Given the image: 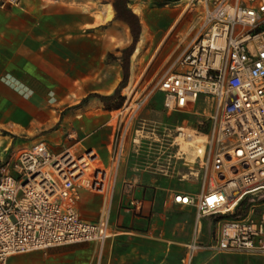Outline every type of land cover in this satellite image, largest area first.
<instances>
[{"label":"built area","instance_id":"obj_1","mask_svg":"<svg viewBox=\"0 0 264 264\" xmlns=\"http://www.w3.org/2000/svg\"><path fill=\"white\" fill-rule=\"evenodd\" d=\"M187 7L199 12L192 34L157 90L167 113H190L202 99L208 114L203 133L175 131L173 144L191 151L202 183L199 196L175 202L212 219L204 247L264 255V0H189ZM121 144L120 136L114 162ZM110 182L93 151L54 156L40 142L11 154L0 168V264L54 247L103 245L114 236L108 213L87 222L77 203L79 190L103 197ZM200 248L186 246L187 263Z\"/></svg>","mask_w":264,"mask_h":264},{"label":"rangeland","instance_id":"obj_2","mask_svg":"<svg viewBox=\"0 0 264 264\" xmlns=\"http://www.w3.org/2000/svg\"><path fill=\"white\" fill-rule=\"evenodd\" d=\"M53 1H57L63 12L65 9L80 11L86 7H93L96 12L107 4L111 5V0H47L46 3L51 4ZM188 2L134 0L130 4V9L136 11L133 13L138 16L141 25L139 42L135 47L139 51L137 54L134 51L130 58L128 83L121 91L124 98L121 107L107 111L111 112L109 117L113 122V145L123 129L128 127L125 136V144L129 149L128 159L146 166L151 164V168L156 171L157 187L152 189L150 197H143L147 204L146 210L125 208L126 212L117 216L116 227L128 233L118 237L119 241L113 243L107 257L104 253L100 260H94V264L97 261L98 264H264V255L216 252L204 247L216 229L212 219L208 220L204 230L197 226L192 208H185L175 202V197L180 194H197L202 184L200 175H194L198 166L189 162L191 157L188 154H182L185 148L182 146L180 149L173 144L175 131L180 127L189 132L203 133L207 128L208 114L203 113L202 99L190 113H167L157 90L159 79L173 66L184 43L192 34L196 13L188 12ZM124 28L130 45L132 39L129 28L126 25ZM82 29L86 30V27ZM141 38L144 40L139 45ZM126 41H122L119 46ZM110 55L86 57L82 53L76 57L77 64L72 61V66L65 65L64 61L68 62V59L63 57L61 64L46 69L45 77L40 81H12V88L22 102L15 98L17 103L1 104L5 115L0 118V142L4 141L1 138L5 136L12 137L13 142L19 144L61 134L66 141L65 147L61 148L60 153L51 152L50 149L51 155L59 156L70 151L79 156L92 151L87 148L86 139L105 126V108H99L102 112L100 119L85 118L86 113L83 112L87 109L83 112L72 109L89 91L105 89V63L111 64L121 57V54L115 52ZM70 58L73 60V57ZM75 67L78 70L76 76ZM2 79L7 82L11 80L8 77ZM129 86L130 89L126 90ZM61 114L64 122L56 126ZM79 124L87 129L88 134L74 135L73 128L80 127ZM73 146L80 152L70 150ZM6 151L8 149L4 154ZM99 208L100 204L97 203L91 210L82 212V218L95 219ZM254 217L259 218L260 215ZM194 240L201 248L187 263L186 246Z\"/></svg>","mask_w":264,"mask_h":264},{"label":"crops","instance_id":"obj_3","mask_svg":"<svg viewBox=\"0 0 264 264\" xmlns=\"http://www.w3.org/2000/svg\"><path fill=\"white\" fill-rule=\"evenodd\" d=\"M46 1L19 0L16 5H11L8 0H0V106L1 104L17 103L15 98L17 101L21 100L12 88V81L14 80L40 81L45 77L46 69H49L52 65L61 64L63 57L66 60L68 59V62L64 61L65 65H71L72 61L77 64L76 57L79 54L83 53L86 57L104 54L106 57L113 52L120 54V51L129 45L128 36L121 37L116 31L119 26H125V24L114 21V14L109 22L98 19V16L104 13L108 4L105 5V8H100L96 12L93 7H86L80 11L65 9L63 12L57 1H53L51 4H47ZM129 8H131L130 5ZM197 10L189 9L188 12H195L196 18L199 13ZM83 27H86V30H83ZM79 29L82 30L79 31ZM122 41L126 42L119 46ZM70 57H73V60ZM77 72V67H75V76ZM3 77H8V80H11L9 82L3 81ZM121 80L120 60L117 59L111 64L105 63V89L89 91L75 103L77 105L72 110L83 112L87 109V112H83L86 113L85 118L100 119L102 112L99 111V108L105 107L98 99L91 98L83 105H80V103L89 95L108 96L112 94ZM29 82H25V84ZM76 83L77 81L73 84L76 85ZM38 87L41 88L42 86ZM110 114L111 112H108L105 108V126L91 133L86 139L87 148H91L93 153L99 154H97L99 166L111 172L109 189L103 197L86 190H79L77 212L83 219L82 212L91 210L99 203L98 217L83 220L94 222L104 211L107 212L109 227L114 236L103 245L97 243L74 244L54 247L46 251L15 255L10 257L6 264H94V260H100L104 253L107 257L113 243L119 241L118 237L128 233L127 230L116 227L117 216L122 212H126L125 208L147 209L143 197L144 199L150 197L153 192L152 189L157 187L156 171L151 168V164L146 166L136 161H129V149L125 144L128 127H125L121 133L122 149L120 156L115 162L113 161V150L116 143L113 145V122L109 117ZM4 115L5 111L0 107V118ZM63 117L61 114L56 126H60L64 122ZM79 125L80 127L73 128L74 135L88 134L87 129L82 127L81 124ZM1 139L4 141L0 142V166L9 160L11 154L30 148L37 143H44L48 150L51 149V152L56 153H60L61 148H64L66 143L61 134L47 139L39 138L31 143L21 142L18 144L13 142L12 137L7 136ZM75 147L73 146L70 150L80 152ZM7 149L8 151L4 154ZM186 154L190 156L191 151L188 150ZM199 187L197 194L183 193L180 195L197 197L201 193V185ZM183 207L192 208L197 226L206 230L208 220L211 218L198 219L194 207ZM193 242L197 243L194 240L188 244ZM98 263L99 261L96 262V264Z\"/></svg>","mask_w":264,"mask_h":264},{"label":"trees","instance_id":"obj_4","mask_svg":"<svg viewBox=\"0 0 264 264\" xmlns=\"http://www.w3.org/2000/svg\"><path fill=\"white\" fill-rule=\"evenodd\" d=\"M132 1L133 0H111L114 21L125 24L129 28L132 39L131 44L127 48L120 51L121 57L119 60L122 71V80L112 94L108 96L89 95L80 103V105L87 103V101L91 98H96L103 104L106 110H117L121 107V104L124 101V98L121 96V91L127 86L128 83L130 58L135 51V47L139 42L141 34L139 18L129 8V5Z\"/></svg>","mask_w":264,"mask_h":264},{"label":"bare ground","instance_id":"obj_5","mask_svg":"<svg viewBox=\"0 0 264 264\" xmlns=\"http://www.w3.org/2000/svg\"><path fill=\"white\" fill-rule=\"evenodd\" d=\"M134 13H136V11H133ZM113 10H112V7L110 4L107 5L106 7V10L104 11V13L100 16H98V19H102L104 22H109L111 21L112 17H113ZM145 25V24H144ZM118 33H119V36L121 37H127L128 36V33H127V30L126 28H124V26H119L118 27V30H116ZM144 35V34H143ZM142 37V36H141ZM141 42L139 43V45L141 44L142 45V42H143V38H141ZM139 51V48H137L135 50V53L134 54H137ZM132 82V81H131ZM131 86V84H129ZM130 86L129 88L127 87L126 90H129L130 89ZM95 154V153H94Z\"/></svg>","mask_w":264,"mask_h":264}]
</instances>
